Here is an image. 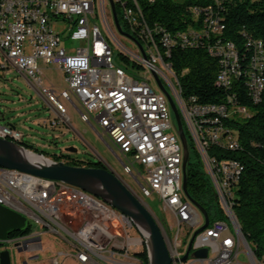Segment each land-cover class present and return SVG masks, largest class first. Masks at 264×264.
<instances>
[{
  "label": "built area",
  "instance_id": "2783aa9c",
  "mask_svg": "<svg viewBox=\"0 0 264 264\" xmlns=\"http://www.w3.org/2000/svg\"><path fill=\"white\" fill-rule=\"evenodd\" d=\"M113 2L123 31L141 44L144 56L134 40L128 37L135 45V50H130L114 35L109 0H0V70L15 68L30 80L60 116L51 121L53 125L60 120L69 122L66 104L71 105L82 122L99 129L98 135L107 136L115 145L125 173L137 179L140 172L136 173L135 165L143 167L142 194L155 192L178 223L173 238L165 232L171 264H243L236 260L239 249L249 255L253 252L244 245L235 219H230L232 230L225 220L209 222L195 235L191 248H206V258L180 261L189 242L183 250L179 248L181 227L196 229L203 217L183 192L182 144L166 95L154 78L158 76L176 103L206 173L215 171L210 182L227 217L234 195L230 178L240 179L243 167L235 159L217 158L208 151L211 147L237 149L234 129L228 122L251 114L244 112V107L234 109L230 100L234 66L229 44L219 37L224 24L210 4L190 5L187 9L192 10L193 23L165 33L138 11L139 0ZM65 40L81 44L66 47ZM246 46L250 55L243 57L245 91L258 103L264 89V44L260 39H248ZM156 47H164L165 65H156ZM194 47L205 48L216 59L215 85L230 91L212 107H204L195 96L183 98L169 62L175 48ZM39 61L63 73L65 87L59 93L42 82ZM0 134L18 143L23 140V133L8 124L0 125ZM193 134H200V141H193ZM216 166H223V173H216ZM0 205L22 214L30 224L29 233L9 234L0 240V251H30V259L38 258L41 237L54 233L71 251L56 252L52 264L67 258L79 264H148L133 255L142 250L145 238L141 233L129 234L131 220L77 187L0 167Z\"/></svg>",
  "mask_w": 264,
  "mask_h": 264
},
{
  "label": "trees",
  "instance_id": "16d2710c",
  "mask_svg": "<svg viewBox=\"0 0 264 264\" xmlns=\"http://www.w3.org/2000/svg\"><path fill=\"white\" fill-rule=\"evenodd\" d=\"M139 2L140 11L143 12L146 21L150 25L157 23L168 31L182 29L193 23L192 10L187 9L190 5L210 4L224 24L220 39L223 43L233 42L237 47L240 69L232 80L233 93L215 85L217 61L203 47L175 48L169 62L178 77L183 98L195 96L198 103L212 104L220 103L230 93L232 100L247 107L251 113L250 117L231 119L228 122L234 129L237 149L220 150L211 147L208 153L217 158L235 159L242 165L240 179L232 188L234 191L232 211L253 256L264 263V89L260 102L251 101L245 91V74H243V57L247 58L250 55V48L246 46L248 39H260L264 44V0H153L151 2L139 0ZM183 128L189 146V160L186 167L187 192L205 209L209 222L214 219L226 220L227 217L217 200L201 157L184 124ZM20 144L32 151L41 152L54 161L86 167L100 166V162L79 159L69 152L59 151L50 154L33 143L21 140ZM160 220L166 229L165 221ZM29 232L28 223L25 229L11 232L10 235ZM133 255L143 263H148L145 245L141 251Z\"/></svg>",
  "mask_w": 264,
  "mask_h": 264
},
{
  "label": "rangeland",
  "instance_id": "374dc122",
  "mask_svg": "<svg viewBox=\"0 0 264 264\" xmlns=\"http://www.w3.org/2000/svg\"><path fill=\"white\" fill-rule=\"evenodd\" d=\"M181 1V0H175ZM114 35L124 44L128 49L135 50L134 43L127 37L120 34L116 29H113ZM66 47H79L80 42L65 40ZM119 62V56H116ZM42 74L40 75L42 82L59 93L65 87V80L63 73L53 65L44 64L39 61ZM169 90V87L167 86ZM30 100V104L26 101ZM67 106V115L70 118V124L75 131L82 135V138L74 132L69 124L63 120L53 125L51 123L54 119H61L58 114L53 113L42 100L37 90L27 82L25 77L15 68H6L0 70V125L11 123L23 133L24 141L33 143L38 148L52 154L58 153L60 149L74 148L75 151L69 152L79 159H87L96 162L98 156L102 162L109 166L116 174H118L130 189L144 200L151 212L161 223L165 221V232L173 238L177 231V221L173 212L164 208L159 196L152 192L149 196H144L140 185L143 183L142 176L144 169L142 166L136 164L135 171L140 172V175L135 179L132 175L125 173L119 161V152L115 145L108 139L107 136L101 137L99 129L96 128L97 133L87 124L81 122L77 112L71 107ZM171 121L174 122L172 115ZM231 211L233 219L234 214ZM226 223L229 229L233 226L230 221V214L227 213ZM160 218V219H159ZM29 220H27V223ZM195 230V226H183L179 232V238L182 241L179 247L183 250L184 244L189 241ZM131 236H136L138 230L132 226L128 228ZM42 250L37 251L38 258L28 259L27 251H18L10 248L12 264H52L51 260L55 257L56 248L61 247L62 241L57 234L46 233L41 237ZM132 250L133 251H139ZM244 249L240 248L236 257L240 263L254 264L260 261L256 260L253 254H247Z\"/></svg>",
  "mask_w": 264,
  "mask_h": 264
},
{
  "label": "water",
  "instance_id": "95a60500",
  "mask_svg": "<svg viewBox=\"0 0 264 264\" xmlns=\"http://www.w3.org/2000/svg\"><path fill=\"white\" fill-rule=\"evenodd\" d=\"M109 2L116 30L120 34L134 40L144 56L141 44L134 37L123 31L115 11L113 0H109ZM154 78L160 90L166 95L174 117L176 131L182 144L183 192L187 199L196 208L197 212L203 217V223L193 232L188 242L186 251L180 258V261L186 262L189 258H206V248L191 251L192 241L195 235L203 231V229L208 226L209 219L205 209L193 200L187 192L186 167L189 160L188 139L184 132L176 103L166 91L158 76L154 75ZM38 94L40 97H43L39 92ZM66 151L73 152L75 149L67 148ZM0 167L16 169L41 178L59 181L101 198L112 207L125 214L131 220L133 226L136 227L138 232L143 234L147 249L148 264L172 263L169 251V239L161 223L151 212L147 203L137 196L125 183V181L112 169L104 167L69 165L64 161H54L41 152L32 151L16 141L3 137H0ZM235 220L244 245L251 251V248L242 234L236 218ZM27 224V219L22 214L0 205V240L6 239L11 232H18L25 229ZM0 264H12L10 253L6 249L0 251Z\"/></svg>",
  "mask_w": 264,
  "mask_h": 264
},
{
  "label": "bare ground",
  "instance_id": "6f19581e",
  "mask_svg": "<svg viewBox=\"0 0 264 264\" xmlns=\"http://www.w3.org/2000/svg\"><path fill=\"white\" fill-rule=\"evenodd\" d=\"M138 11H140L139 5H138ZM159 29H161L165 33H172V31H168L161 26H159ZM225 43L229 44L230 52H232V62L234 66V75L232 76V80H233V78L238 75L240 69L239 54L237 51V47L234 45L233 42H225ZM156 65H165L164 47H156ZM230 100L234 104V109H242L244 107V112L251 114L247 107L242 106L239 103L235 102V100H232L231 97ZM203 106L212 107V104H203ZM0 137H2V134H0ZM193 141H200V134H193ZM234 142H236L235 136H234ZM216 173H223V166H216ZM207 175L209 176L210 179H215V171H207ZM34 179L48 180L47 178H41L38 176H34ZM237 181H238L237 178H230L231 189L234 188L233 186L236 185ZM91 196L94 195L91 194ZM231 211H232V207H227V213L230 214V219H233L231 215Z\"/></svg>",
  "mask_w": 264,
  "mask_h": 264
},
{
  "label": "crops",
  "instance_id": "0c3cea01",
  "mask_svg": "<svg viewBox=\"0 0 264 264\" xmlns=\"http://www.w3.org/2000/svg\"><path fill=\"white\" fill-rule=\"evenodd\" d=\"M40 64V63H39ZM41 67V66H40ZM23 75V74H22ZM24 76V75H23ZM25 77V76H24ZM25 79L27 80V82L29 83V84H31V82H30V80L29 79H27V77H25ZM32 85V84H31ZM33 86V85H32ZM42 98V100L47 104V106H48V108L53 112V113H55V114H57V111L47 102V100L44 98V97H41ZM27 103H28V105L30 104V100L29 101H26ZM68 106H71V105H68ZM74 110H75V108L73 107V106H71ZM76 111V110H75ZM77 112V111H76ZM78 114V113H77ZM68 116V115H67ZM78 117H79V115H78ZM68 119H70L69 117H68ZM82 122V121H81ZM84 123V122H83ZM6 124H9V125H12L13 127H15L17 130H19L18 128H17V126L15 125V123L14 124H11V123H6ZM68 124H69V126L71 127V129H73L72 128V126H71V124H70V120H69V122H68ZM84 124H87V123H84ZM88 126H90L89 124H87ZM91 127V126H90ZM92 128V127H91ZM93 129V128H92ZM74 130V132L76 133V134H78L79 135V137H81L82 138V135L79 133V132H77V131H75V129H73ZM94 130V129H93ZM20 131V130H19ZM95 131V130H94ZM96 132V131H95ZM97 133V132H96ZM24 140V139H23ZM60 151H64V152H67L66 151V149L65 150H62V149H60ZM48 157V156H47ZM50 158V157H49ZM140 233L138 232V234L136 235V236H138ZM59 236V235H58ZM60 237V236H59ZM60 239H61V241H62V246L61 247H57L56 248V251L58 252V251H66V252H68V251H71V249H70V245L63 239V238H61L60 237ZM27 256H28V259H30V251H27ZM23 264H26L25 262L23 263ZM61 264H79V263H77L74 259H72V258H67V259H64V260H61Z\"/></svg>",
  "mask_w": 264,
  "mask_h": 264
},
{
  "label": "flooded vegetation",
  "instance_id": "af4514ba",
  "mask_svg": "<svg viewBox=\"0 0 264 264\" xmlns=\"http://www.w3.org/2000/svg\"><path fill=\"white\" fill-rule=\"evenodd\" d=\"M96 162H100V166L99 167H104V168H110L109 166H107L106 164H104L103 162H102V159L98 156V159H97V161ZM111 169V168H110Z\"/></svg>",
  "mask_w": 264,
  "mask_h": 264
}]
</instances>
